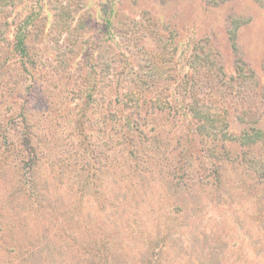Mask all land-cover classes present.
<instances>
[{"label": "rangeland", "instance_id": "1", "mask_svg": "<svg viewBox=\"0 0 264 264\" xmlns=\"http://www.w3.org/2000/svg\"><path fill=\"white\" fill-rule=\"evenodd\" d=\"M42 2L0 0V264H264V0Z\"/></svg>", "mask_w": 264, "mask_h": 264}, {"label": "trees", "instance_id": "2", "mask_svg": "<svg viewBox=\"0 0 264 264\" xmlns=\"http://www.w3.org/2000/svg\"><path fill=\"white\" fill-rule=\"evenodd\" d=\"M26 1V0H25ZM44 2H42V5L43 7L40 8V10H44L45 12H47L46 14V23H50V21L52 20V17H50V13L51 10L50 8L48 7V4L49 2H52V0H43ZM56 0H54L55 2ZM40 2L41 0H36V3H37V8L39 9V5H40ZM22 4V3H21ZM10 9V12L8 13H2L1 15H3V20H5V23H4V29L2 30V32H6V34H11V36L13 37L14 39V42L12 44H10V49L11 52L13 51L14 52V55H19L21 60H22V63L25 61V59L27 58L28 56V43H27V28L28 26H31V25H34V21L36 20L35 17H36V13H32V17L29 18V15H26L25 18H20L22 17V14L25 12V10H27V8H24L23 6H20V5H17V3L14 1H12V6L9 7ZM29 8V7H28ZM32 8V6H31ZM1 11V9H0ZM28 11V10H27ZM54 16V15H53ZM50 17V18H49ZM50 25H48L47 29L49 28ZM105 32L107 34V38L109 36H112L113 35V26L112 24L110 23V19L106 20L105 21ZM230 41L233 42L232 38H230ZM97 46L98 48L100 46V44L97 42ZM233 49L236 50V44L235 42H233ZM100 49H97L95 50L94 47L92 50H90L87 46L85 47V45L83 46L82 48V51H85V56H87L89 54L90 51H95V52H98ZM194 60H193V66H190L189 65V68H193V71L197 70V68H199V62L198 60L196 59V57H192ZM127 59V58H126ZM9 57H3L2 61L0 62V70L4 72H7V66H8V62H9ZM173 60H174V63H175V67L176 69H179V71H182L184 70V64L187 65L188 62H189V58H186V56L184 55L183 52H179V54H177L176 56L173 57ZM194 71V72H195ZM185 75L188 74L187 71L184 73ZM196 74H199V72H197ZM90 77L92 78L91 81H87L88 82V86L86 87L85 89V95H86V98L88 99V101L90 103H93L95 101L94 97L96 96L97 94V87H96V80L94 79V74H90ZM174 77V75H173ZM174 80V79H172ZM215 82H217L218 85H222L221 84V81L218 79V77H216L215 79ZM218 80V81H217ZM173 83V82H171ZM137 86V85H136ZM254 86V85H253ZM257 86V85H256ZM222 87V86H221ZM238 89H240L239 92L235 91L234 92V96H241L243 93H246L247 90L250 89V91H255V87H252V84L250 85V87L246 86V85H238L236 87ZM125 87H122L121 90L122 91H125ZM138 91V86H137V89ZM175 92L176 90L174 88H172L171 90L168 91V96L174 98L175 95ZM113 93L114 90H113ZM177 93V92H176ZM231 94V93H229ZM232 95V94H231ZM116 98L119 97V93L117 92L115 94ZM254 96L256 97V94L254 92ZM264 99V95H262L261 97V100ZM111 101V99H110ZM182 102V101H181ZM185 105H183V108H184ZM122 107L123 109H126V106L122 103ZM153 108H152V104L150 105V113L151 115L153 114ZM189 115V114H188ZM189 118H193V115H189ZM130 117L129 116H123V123L124 124H128V126L131 128V124H130V121H129ZM227 127L230 129H234L233 126L236 125V119L234 118V116H232V114L230 115H227ZM259 123V122H257ZM252 130V129H251ZM233 131V130H232ZM259 132V130L257 131V133ZM244 137L248 138L247 134L243 135ZM21 148H22V151H24V157H26L28 159L27 163L28 164H33L34 163V157H35V149L32 145V141L28 135V133L25 131L21 134ZM227 140V139H226ZM25 159V158H23Z\"/></svg>", "mask_w": 264, "mask_h": 264}]
</instances>
